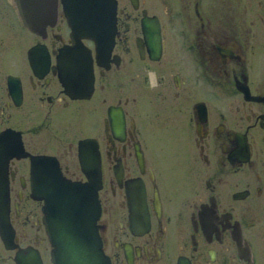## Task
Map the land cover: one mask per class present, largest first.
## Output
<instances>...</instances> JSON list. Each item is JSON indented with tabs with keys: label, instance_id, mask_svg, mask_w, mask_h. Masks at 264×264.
Instances as JSON below:
<instances>
[{
	"label": "flooded vegetation",
	"instance_id": "1",
	"mask_svg": "<svg viewBox=\"0 0 264 264\" xmlns=\"http://www.w3.org/2000/svg\"><path fill=\"white\" fill-rule=\"evenodd\" d=\"M86 1L0 0V264H264V0Z\"/></svg>",
	"mask_w": 264,
	"mask_h": 264
},
{
	"label": "water",
	"instance_id": "2",
	"mask_svg": "<svg viewBox=\"0 0 264 264\" xmlns=\"http://www.w3.org/2000/svg\"><path fill=\"white\" fill-rule=\"evenodd\" d=\"M36 31L37 28H30ZM94 198V195H92ZM79 223L74 216L60 218L56 241V264H109L93 229L94 218Z\"/></svg>",
	"mask_w": 264,
	"mask_h": 264
},
{
	"label": "bare ground",
	"instance_id": "3",
	"mask_svg": "<svg viewBox=\"0 0 264 264\" xmlns=\"http://www.w3.org/2000/svg\"><path fill=\"white\" fill-rule=\"evenodd\" d=\"M114 1V0H113ZM102 3V2H101ZM41 4H42V1H41ZM95 5V4H94ZM93 5V6H94ZM109 5V4H108ZM21 9V8H20ZM66 10V9H65ZM68 10V9H67ZM105 10V9H104ZM105 12V11H104ZM51 13V12H50ZM24 14V13H23ZM28 15V14H27ZM39 15V14H38ZM100 16V15H99ZM98 16V17H99ZM73 17V16H72ZM95 17V16H94ZM109 17V16H108ZM75 19V18H74ZM96 19H97V17H96ZM98 20V19H97ZM76 21V20H75ZM31 25V24H30ZM94 25V24H93ZM37 28V27H36ZM146 28V27H145ZM146 30H147V28H146ZM150 33V32H149ZM149 38L150 37H152V36H148ZM109 38H110V36H109ZM153 38V37H152ZM148 39V38H147ZM110 40H111V38H110ZM142 40V39H141ZM110 45V44H109ZM112 45H113V43H112ZM85 57V56H84ZM83 57V58H84ZM71 61V60H70ZM61 64V63H60ZM68 64V63H67ZM38 65V64H37ZM34 66H36V65H34ZM65 67V66H64ZM39 68V67H38ZM75 68V67H74ZM63 70H66V69H64L63 68ZM62 70V71H63ZM37 71V70H36ZM67 71V70H66ZM82 72V71H81ZM64 73V72H63ZM77 73V72H76ZM81 75V74H80ZM88 76V75H87ZM90 79V78H89ZM91 84V83H90ZM88 97V96H87ZM120 109V108H119ZM123 113V112H122ZM116 121V120H115ZM114 122V121H113ZM115 129V128H114ZM13 132V131H12ZM112 132V131H111ZM117 133V132H116ZM117 136V135H116ZM10 138V137H9ZM19 142V141H18ZM2 143V142H1ZM11 147V146H10ZM14 148V147H13ZM22 153V152H21ZM4 154V153H3ZM53 161V160H52ZM84 161V160H83ZM86 163V162H85ZM1 165V164H0ZM94 166V165H93ZM34 167V166H33ZM84 167V166H83ZM95 167V166H94ZM53 171V170H52ZM88 174H89V172H88ZM92 177V176H91ZM91 179V178H90ZM53 180V179H52ZM96 181V180H95ZM43 184H45V183H43ZM48 184V183H47ZM40 186V185H39ZM89 186V185H88ZM90 188V187H89ZM97 188V187H96ZM101 188V187H100ZM77 189V188H76ZM87 189V188H86ZM64 190V189H63ZM71 190V189H70ZM80 190V189H79ZM99 190V189H98ZM73 191V190H72ZM81 195V194H80ZM63 196V195H62ZM65 196V195H64ZM98 197V196H97ZM58 199V198H57ZM86 199V198H85ZM89 199V198H88ZM1 200V199H0ZM76 200V199H75ZM87 203V202H86ZM59 204V203H58ZM3 206V205H2ZM69 206V205H68ZM46 207V206H45ZM6 208V207H5ZM44 213V212H43ZM79 213V212H78ZM100 215V214H99ZM84 217V216H83ZM88 217V216H87ZM87 217H85V223H87ZM75 218L77 219V220H79L80 218L77 216V215H75ZM89 219H90V217H89ZM97 222V221H96ZM46 223V222H45ZM47 224V223H46ZM53 224V223H52ZM94 226V225H93ZM55 231V230H54ZM98 233V232H97ZM55 234V233H54ZM98 235H99V233H98ZM102 238V237H101ZM15 240V239H14ZM27 249V248H26ZM19 258V257H18ZM37 259V258H36ZM109 259V258H108ZM26 261V260H25ZM36 261V260H35ZM40 261V260H39ZM36 264V263H35Z\"/></svg>",
	"mask_w": 264,
	"mask_h": 264
}]
</instances>
